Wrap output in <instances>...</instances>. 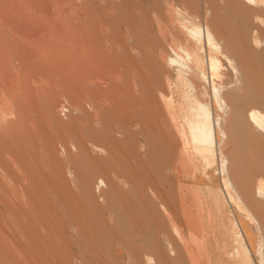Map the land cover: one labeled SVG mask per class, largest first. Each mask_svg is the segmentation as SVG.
<instances>
[{"label": "bare ground", "instance_id": "6f19581e", "mask_svg": "<svg viewBox=\"0 0 264 264\" xmlns=\"http://www.w3.org/2000/svg\"><path fill=\"white\" fill-rule=\"evenodd\" d=\"M78 1L73 183L99 234L130 264H264V0Z\"/></svg>", "mask_w": 264, "mask_h": 264}, {"label": "rangeland", "instance_id": "374dc122", "mask_svg": "<svg viewBox=\"0 0 264 264\" xmlns=\"http://www.w3.org/2000/svg\"><path fill=\"white\" fill-rule=\"evenodd\" d=\"M78 2L0 0V264H112L120 248L117 242L109 248L98 232V223L111 226L112 219L87 208L73 183L79 147L72 125L80 101L72 12ZM255 17L264 52V25ZM258 107L264 111L263 103ZM19 135L31 140L33 163L43 166L29 169L21 160ZM56 176L67 186L51 183ZM91 191L93 205H105L94 186ZM115 254L119 264H130L128 256Z\"/></svg>", "mask_w": 264, "mask_h": 264}]
</instances>
